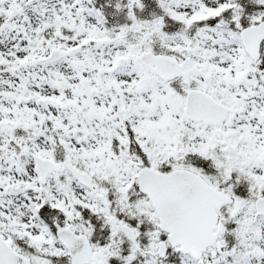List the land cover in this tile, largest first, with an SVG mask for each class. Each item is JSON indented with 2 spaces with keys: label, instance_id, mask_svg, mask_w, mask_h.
Here are the masks:
<instances>
[{
  "label": "snow or ice",
  "instance_id": "1",
  "mask_svg": "<svg viewBox=\"0 0 264 264\" xmlns=\"http://www.w3.org/2000/svg\"><path fill=\"white\" fill-rule=\"evenodd\" d=\"M0 264H264V0H0Z\"/></svg>",
  "mask_w": 264,
  "mask_h": 264
}]
</instances>
